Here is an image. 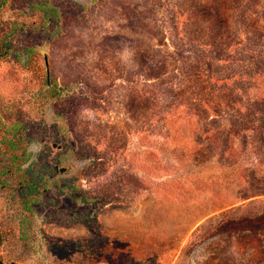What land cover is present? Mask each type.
I'll list each match as a JSON object with an SVG mask.
<instances>
[{"label":"rangeland","instance_id":"374dc122","mask_svg":"<svg viewBox=\"0 0 264 264\" xmlns=\"http://www.w3.org/2000/svg\"><path fill=\"white\" fill-rule=\"evenodd\" d=\"M35 1L6 0L0 8V47L10 43L0 58V264H264V140L254 138L256 151L239 157L236 172L204 152L195 155V131L189 135V128L203 126L212 113H198L203 117L193 116L190 122L177 113L167 131L153 114V100L137 97V92L153 90L141 83L135 87L137 74H168L171 81L176 66L185 70L184 61L195 55V48L180 42L182 61L159 51L163 11L144 10L148 0H75L82 6L77 10L72 0H59L60 18L45 23ZM263 3L224 0L222 5L229 28L242 24V31L251 33V44L264 45V11L258 18L243 12L260 13ZM56 25L61 28L57 34ZM185 27L192 40L208 34L196 35L189 23ZM209 36L219 41L215 32ZM247 53L251 56L233 70L243 77L245 90L254 83L264 98V79L249 78L257 69L247 61L258 59L264 68V48ZM88 75L99 92L88 95L98 100L70 105L48 97L56 84L81 85L85 91ZM244 97L243 119L258 118ZM57 113L60 121L78 113L79 138L88 142L82 151H104L101 162L89 165L68 156L74 142L65 136L67 129L58 128ZM151 120H158L156 126ZM184 136L190 138L181 143ZM175 146L183 149L178 157L158 150L149 154L151 148L169 152ZM70 162L68 172L58 173L56 165ZM82 166L87 167L79 185L102 202L92 227L81 220L85 208L73 204L77 194L68 188ZM232 178L238 180L221 191L219 205L238 195L239 202L210 213L217 203L214 190ZM23 181L34 190H20ZM192 220L196 224L189 228Z\"/></svg>","mask_w":264,"mask_h":264},{"label":"trees","instance_id":"16d2710c","mask_svg":"<svg viewBox=\"0 0 264 264\" xmlns=\"http://www.w3.org/2000/svg\"><path fill=\"white\" fill-rule=\"evenodd\" d=\"M56 1L59 0L35 1V10H37L40 17L45 20V23L47 21L50 22L51 19V21L55 22L60 18V8ZM69 1L71 2V0ZM72 1L76 6L74 9L77 10L78 7L82 8L78 2L75 0ZM148 1L149 2H145L146 6L144 10H149L151 14H155L154 11L152 12L153 8H157L159 12L163 11L158 24L159 29L164 35V43L160 45L156 44V46H160L159 51L171 56L175 60L180 59V61H182V58H178V46H176L177 43L180 42L195 48V55L190 58L187 57L184 61V65H187L185 70H183V65L181 68L176 66V69L173 71L175 75L172 77L171 81L167 79L168 74L158 77H144L143 74H137L134 79H132V83H134L135 87H138L141 83L146 84L148 88H153L154 90L147 91L145 89L143 92H137V97L144 100L148 98L153 100V114L155 117L160 116L158 120L159 122L162 120L161 123L163 122V126L167 128V131L173 127L172 123H174V119L172 120V118L175 117L177 113L184 114L180 117L187 122H190L193 116H197L198 118L203 117H200L198 113H212L210 120L203 124V126L195 123L193 129L192 127L189 128V135L190 132L195 131V136L191 138L193 145L196 147L195 155L199 156L200 152H204L210 159L215 158V162L223 164L224 167L233 165L232 168L238 172L236 169L240 166L241 160H243L241 158V160H238L239 157L244 158L246 153H254L256 151L252 147L254 138L260 139L261 141L264 140V98L259 97L258 88L255 90L252 88L254 87V83L248 87V90H245V87L242 85L244 82L242 80L243 77L238 75L233 68H235V66L239 67V62H242L245 57L251 56L247 53V49H253L255 51L261 50L264 48V45L251 44L248 42L250 41L249 37L251 33L242 31V24L239 25L237 30H235L234 27L229 28L228 19L225 17L223 13L224 9L222 8L224 0H208V2H205L206 4H204L203 0H188V2L187 0ZM5 2L6 0H0V8L3 7ZM177 5H179V7ZM263 11L264 3L261 5L260 13L255 10H245L243 13H245L247 17L258 18L259 14H262ZM187 23L191 24V28H193L196 35L198 32L206 31L208 34H206L204 38L199 39L200 41H198L196 37L195 40H192L189 30L185 27ZM204 24L209 26L208 29L204 27ZM55 27L53 31L57 34L61 31V28L58 27V25ZM214 32L217 34L219 41L210 39L209 34ZM218 43L221 45L219 46ZM2 49H5V53H3ZM9 50L10 43H7V48L0 47V58L6 55ZM197 51L198 54H196ZM247 61L252 68L257 69V71L249 72V78L253 80L264 79V68L260 65V61H258V59H248ZM24 63H26V60H24ZM86 78H88L86 82L88 86L85 91L80 87L81 85H75L72 89L66 86L60 87L56 84L55 86L52 85L49 89L48 97L54 99L59 98V100L63 98L64 101H68L70 105L79 103V100L87 99V102L98 100V98L96 99L93 96L89 97L88 95V93L99 95V92L95 91L97 85L94 83V79L92 81L89 75L86 76ZM47 84L48 83L45 81L46 86ZM244 96L247 99L249 111H251V113H258V115H260L258 118L243 119L246 111L243 109L240 101ZM40 97L43 98L44 96ZM222 98H224V100H222ZM99 101L103 103L102 98ZM106 104L109 105L110 100L107 101ZM233 113H235V116L232 118L231 114ZM77 114L78 113H73L69 118L62 119V121L59 120L60 115H56L57 123H59L58 128L63 130L67 129V134L65 136L71 138L74 142L73 147L69 148L67 152L68 156L73 158V160L78 158L88 160V163L90 162L89 165H91V162L99 163L103 160L102 155L104 151L97 148L92 149L91 152L88 151L89 153L82 151L83 142H88L82 141L79 138L81 134L78 132V126L80 125L79 121H77ZM177 119L178 118H176V120ZM158 120H151L150 123L156 126ZM183 120L179 124V128H182L184 131L187 124H185ZM213 125H215L217 129H214ZM248 125H251L253 129H251V127L249 128ZM189 126L192 125L190 124ZM216 132H218L216 135L217 142L215 146L211 148L210 144L212 137ZM255 132H258V134L255 135ZM184 137L181 143H184L183 140L190 138ZM168 139L169 137L167 140ZM235 141L239 144L237 147H235ZM186 146H189L188 143H186ZM88 147H90V145ZM156 150L160 151V153L163 152L166 157L167 155L178 157L181 153L180 151L183 149L182 147L175 146L171 151L167 152L164 151L163 148H151L149 154ZM235 152L237 153L235 162L230 163V159L233 158ZM64 156L65 155L61 153L59 158L62 159ZM12 161L11 159L10 164H12ZM70 167H73V162L67 163V165L60 168L56 165L58 173L60 170H64L63 172L66 173ZM86 167L87 166H82L76 171V174L73 175L69 181L70 184L68 188L72 195L77 194L76 197H72L73 204L85 208L86 214L82 215L81 220L84 221L87 227H92L95 223L94 211L101 208L102 202L95 193L87 192L79 185V180L82 179ZM236 180L238 179L232 178L229 182L225 181L218 189L214 190V200L217 203L211 204L212 206L209 207L210 213L239 202L237 199L241 198L240 195H238L237 199L232 201V203L219 205L224 200L221 199V191H224L227 186L233 184ZM239 183L240 182H238L237 185ZM30 184H26L23 181L20 190L33 189L32 183ZM205 216H207V214L204 213L197 220L195 219L196 222ZM196 222H194V220L190 221L188 227L191 228ZM188 230L189 229H185V231Z\"/></svg>","mask_w":264,"mask_h":264}]
</instances>
